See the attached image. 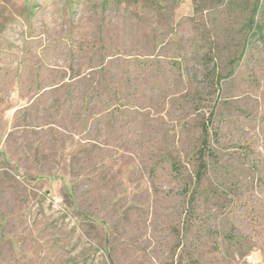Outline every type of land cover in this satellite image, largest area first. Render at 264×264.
<instances>
[{
    "label": "rangeland",
    "instance_id": "374dc122",
    "mask_svg": "<svg viewBox=\"0 0 264 264\" xmlns=\"http://www.w3.org/2000/svg\"><path fill=\"white\" fill-rule=\"evenodd\" d=\"M256 3L0 0V264H264Z\"/></svg>",
    "mask_w": 264,
    "mask_h": 264
},
{
    "label": "trees",
    "instance_id": "16d2710c",
    "mask_svg": "<svg viewBox=\"0 0 264 264\" xmlns=\"http://www.w3.org/2000/svg\"><path fill=\"white\" fill-rule=\"evenodd\" d=\"M256 5L253 9V14L249 17V23L248 25L250 26V30L255 29V34L259 35V37L261 36L263 41H264V35H263V31H262V26L261 24L259 25L258 21H257V17L256 15L258 13H260V10L263 6V2H261V0H256ZM211 120H207L204 122L203 127H202V132L203 134H205L204 138L202 139V146L200 148V152H199V163H200V168L199 171L197 172V177L199 178L203 172L204 169L206 168V162H205V154L207 151V148L209 147V137H208V126L210 124Z\"/></svg>",
    "mask_w": 264,
    "mask_h": 264
}]
</instances>
